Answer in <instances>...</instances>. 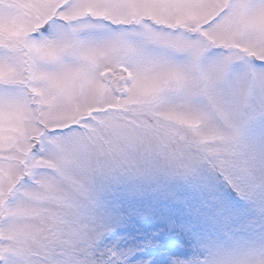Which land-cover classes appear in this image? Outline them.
Listing matches in <instances>:
<instances>
[{"label":"snow or ice","instance_id":"obj_1","mask_svg":"<svg viewBox=\"0 0 264 264\" xmlns=\"http://www.w3.org/2000/svg\"><path fill=\"white\" fill-rule=\"evenodd\" d=\"M0 264H264V0H0Z\"/></svg>","mask_w":264,"mask_h":264}]
</instances>
